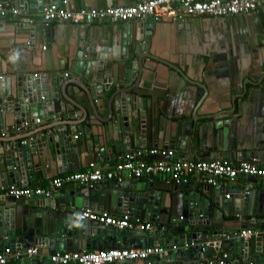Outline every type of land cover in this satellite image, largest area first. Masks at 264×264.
I'll list each match as a JSON object with an SVG mask.
<instances>
[{
  "label": "crops",
  "instance_id": "1",
  "mask_svg": "<svg viewBox=\"0 0 264 264\" xmlns=\"http://www.w3.org/2000/svg\"><path fill=\"white\" fill-rule=\"evenodd\" d=\"M139 1L141 0H64V2L61 0H0L22 9L18 17L0 18V102H5L8 85L15 93L19 80L30 82L31 77L37 74L40 92L45 93V88L49 87L52 99H56V104L65 109V112L59 111L53 116H48L41 109L39 115L41 122H31L25 131L13 128L16 126L14 113H7L4 122L0 120V185L25 180L28 186L49 187L54 177L83 170L92 161H96L104 168H111L121 156L129 153L127 150L118 153L115 145L111 143L112 132H104L103 127L108 124L106 120L110 118L113 97L119 91L131 89L132 87L128 85L132 81L130 79L128 82L120 81L118 76H115L114 82H108L102 94L86 74V63L92 53L91 48L100 50L101 41H104L109 34L118 32L123 26L128 25L141 29L143 38L138 46L139 51L142 52L141 55L150 53L162 60L148 58L149 65L158 66L161 72L159 79L169 83L168 94L171 100L167 111H169L170 119L167 120L170 129L175 131L179 123L183 121L188 122V126L194 116L198 119V127L203 123L208 125L204 133L203 147L195 152V156L173 150L174 155L171 156L149 154L144 158L148 161L157 159L173 161L180 157L220 158L218 155L221 152L215 146V130L218 129V124L227 123L231 134L230 143L236 148V154L234 158H228L226 156L228 152H225L224 158L231 159L235 163L254 161L264 166V0H260L258 11L252 14L235 15V17L185 15L178 19L166 17L154 21L153 28L149 31L146 30L145 23L153 20L150 17L139 21H97L92 24L63 21H52L47 24L43 19L44 7L50 3H57L62 8L76 11L81 8L101 9L111 5L129 6ZM148 35L150 37L146 39ZM78 54L84 57L81 59L84 63L83 67L78 66ZM46 76L49 78H45ZM206 96V102L200 105ZM67 123L77 124L78 131L83 132L87 149H83L81 154L72 155L63 162L53 160L51 155H48L45 145L39 147V143H35L31 151L34 174L29 175L25 170L17 180L16 166L9 167L12 160L7 152L8 148L17 142L15 138L25 136L22 143L25 144V141L30 143L34 141L32 135L38 133L47 136L49 131L56 128L48 129L50 126ZM219 131L221 136L218 144H222L223 131L222 129ZM155 147L158 146H146L142 149ZM22 164L24 166V162ZM23 168L25 169V166ZM140 180H158L162 186L166 187L163 203L164 207L172 209V215L183 218L189 214L185 194L192 191L188 186H191L194 179L188 183H177L169 182L160 175H152L140 177ZM113 182V180H104L101 183L107 186L105 190H108L107 188L112 190ZM243 185L260 191V194H256L248 206L244 205L243 209L250 211L248 215H229L223 208H219L216 205V198L219 195L214 187L211 192L212 197L210 196L212 202L209 208L210 216L215 222L221 223L223 221L220 219L223 215L227 225L234 230L231 233L233 238L239 229L241 232L244 229H250L256 234L264 232V180L240 175L235 180L221 185L223 191L220 199H229L227 194L232 195L237 187ZM85 186L76 182L66 183L62 188L54 190L50 199L62 211L72 212L75 209L93 207L113 215H121L115 214L117 210L110 206L107 197L96 196V193L88 197L82 196V189ZM7 196L0 187V204L13 206L15 220L13 225L19 236L25 235L39 240L45 237L41 235V231L45 224H48L51 207L30 205L33 199L15 201ZM96 197L99 199L97 200ZM239 206H243L242 202ZM166 217L164 215L162 218ZM227 219L238 220L233 223L227 222ZM261 219L263 220L259 222ZM81 222L80 228L84 230V233L87 232V236H92L96 241L107 245L103 249L148 246L145 244L156 238L149 235L147 230L136 229L138 233H118L116 236H121L122 240L109 242L106 238L109 235L102 233L92 235L91 233V230L102 228L101 223L90 219ZM241 225H247V227H241ZM3 228V223L0 221V250L5 248L2 242ZM154 230L155 227L151 231ZM73 237V242L70 239L65 241L64 248L62 243L57 249L55 239L49 244H36L35 247L39 249L38 254L44 259H51L52 254L63 250L100 249L88 248V242L83 239L84 236L73 235ZM64 238L65 236L62 239ZM154 244L159 242L155 240ZM236 246L232 243L231 247L226 248L232 264H248L250 261H254L255 264H264V250L256 251L254 248L253 253L242 255ZM185 251H188V246L178 244L177 250H171V261L176 264L192 263V257H196V253L193 256L172 257L176 252ZM222 251H224L223 246L219 251L212 249L211 255L213 258H218ZM15 252L10 255L9 264H17ZM31 254H34V257L39 256L36 255L37 253ZM256 255L260 256L261 262L257 263ZM43 258L40 257L39 260ZM125 264L148 263L143 260H133Z\"/></svg>",
  "mask_w": 264,
  "mask_h": 264
},
{
  "label": "water",
  "instance_id": "2",
  "mask_svg": "<svg viewBox=\"0 0 264 264\" xmlns=\"http://www.w3.org/2000/svg\"><path fill=\"white\" fill-rule=\"evenodd\" d=\"M61 1L64 2V0ZM153 24L154 20L147 21L145 23L146 30H151ZM149 37V35L146 36V39H149ZM142 38L141 29L128 25L123 26L118 32L109 34L104 41H101L102 48L100 50L91 48L92 53L89 55L88 63H86V74L96 84L100 93H104L108 82H114L115 76H118L120 81L125 80L128 82L129 79L132 81L128 85L132 87L131 89L119 91L113 97L110 118L106 120L108 124L103 127V131L106 133L112 132L111 143L115 145L118 153L123 150L133 152L146 148V146H158L160 148L164 147L187 152L195 156V152H198L203 147L204 133L208 125L203 123L198 127V119L194 116L189 121L188 126V122L183 121L179 123L175 131L170 129L168 126L169 121L167 120L170 119L169 111H167L171 100L168 94L169 83L159 79L161 72L158 66L149 65L148 58L156 61L162 60L150 53L141 55L142 52L139 51L138 46L142 42ZM78 58V66L83 67L84 63L81 59L84 57L82 54H78ZM175 68L179 70L176 66ZM37 77L33 75L30 82L25 80L21 82L19 80L15 93L12 92L11 86L8 85L9 88L5 92V95L7 94L5 102H0V120L4 122L7 113H14L16 126L25 131L23 123L25 121L36 122L41 109L48 116H53L54 113L59 111L65 112L63 106L59 107L56 104V99H52L49 87L46 86L45 93L40 92ZM183 77H185L184 74ZM45 78L48 79L49 77L46 76ZM206 99L207 96L204 97L200 105L205 103ZM54 127L56 128L53 129ZM217 127L218 129L215 130V146L221 152L218 156L223 159L225 152H228L226 156L234 158L236 148L232 147L230 143L229 124H218ZM48 129L53 130L49 131L47 136H42L38 133L35 135L31 134L34 137V141L36 139L35 142L31 141L23 144L22 140L25 136H20L15 138L17 142L8 148L7 152L11 155L12 160V162L8 161L11 163L9 167L16 166L17 180L24 174L25 170H27L26 172L29 175L34 174V166L31 163L33 159L31 151H33L32 145L35 143H39V147L45 145L48 155L50 154L53 160H62L63 162L71 158L72 155L81 154L82 150L88 147L85 144L86 141L83 134L79 139L75 138V135L79 133L77 124H57L50 126ZM220 129L223 131V145L218 144V139L221 136ZM23 162L25 169L23 168ZM113 181V184H111L112 190H109V188L105 190L107 186L105 187L101 182L85 186L82 189V196L88 197L96 193V196L108 198L107 202L112 208L117 210L115 214L129 213L131 216L139 217L144 221H152L155 230L147 231L149 235L156 237L155 240L159 244L167 246L183 244L188 246V251L176 252L172 257L193 256L196 253V257H192V263L188 264H199L204 256L213 258L211 255L212 249L219 251L221 246H223L224 251H222L220 257H223L227 252L226 248L231 247L232 243L234 246L237 245L236 248H239V253L242 255L253 253L254 248L256 251L264 250L263 231L254 234L250 238H245L241 235V229H239L233 238L231 233L234 230L227 225L223 215L222 219H220V221H223L221 223L215 222L210 216L209 208L212 203L210 196L212 197L213 187L218 191L219 197L216 198V205L219 208H223L229 215L250 214L248 209H243L244 205L248 206L254 196L260 194L259 190L255 191L251 186H239L230 195L231 198L222 200L220 199V194L223 191L222 186H212L194 181L190 187L188 186L192 191L185 194V203L188 204L190 211L187 216L182 218L172 215V209L164 207L163 200L167 189L158 180L142 181L140 178H134L125 182ZM7 197L15 201L33 199L30 205L51 207L49 211L50 219L47 220L48 224H45L41 231V235L43 234L45 237L39 240L35 237H26L25 235L19 236L16 227L13 225L15 222L13 219V206L0 204V221H2L4 226V239H2V242L5 247H11L14 251L21 252V255L17 257V264H56L51 259H44L38 253L36 255L39 256L34 257V254L28 253L29 247H35L36 244H49L50 241L55 239L56 248L59 249L62 243L64 248L66 240L74 241L73 235L84 236L83 239L88 242V248L103 249L107 246L93 239L94 237L87 236V232L84 233V230L80 228L82 227V220L75 218L72 214L73 211H62V209L57 208L56 204L51 201V197L36 196L19 199L13 196ZM99 197H96L97 200ZM43 198L47 200H39ZM241 202L243 206H239ZM253 213L255 212L253 211ZM164 215L167 217L162 218ZM237 220L227 219V222L234 223ZM262 220H259V222ZM101 225L102 228L91 230V233L92 235H98V233L109 235L106 237L109 242L122 240L121 236H116L118 233H138L136 229L121 230L107 226L104 223H101ZM245 226L247 227V225H241V227ZM88 235L90 234L88 233ZM63 236H65L64 239H62ZM26 238L27 243H25ZM155 240L144 244L152 245ZM40 257L43 260H39ZM130 261H124L122 264ZM256 261L257 263L261 262L259 255H256Z\"/></svg>",
  "mask_w": 264,
  "mask_h": 264
},
{
  "label": "built area",
  "instance_id": "3",
  "mask_svg": "<svg viewBox=\"0 0 264 264\" xmlns=\"http://www.w3.org/2000/svg\"><path fill=\"white\" fill-rule=\"evenodd\" d=\"M260 0H141L133 5H111L101 9L81 8L70 11L62 8L57 3H50L44 7L43 19L47 24L52 21L72 22L75 24H92L97 21H139L152 18L154 21L163 18L178 19L185 15L191 16H215L229 17L242 14H252L258 11ZM22 13L20 7L12 6L9 2H0L1 17H18ZM30 21H33L30 19ZM66 75H69L66 73ZM36 76H38L36 74ZM36 122H41L38 118ZM30 122L25 121L23 128H28ZM16 130L20 127L14 126ZM82 131L75 135L79 139ZM3 135L5 133L3 132ZM27 143V141H25ZM171 156L172 149L155 147L140 149L126 153L111 168H104L96 161L90 162L87 168L64 176L54 177L49 187L28 186L25 180L17 183L1 184L0 187L8 196L17 199L39 197H51L54 190L62 188L64 184L76 182L81 185H93L104 180H116L125 182L143 176L160 175L169 182L188 183L191 179L199 183L212 186H221L235 180L240 175L251 176L264 180V166L254 161H240L235 163L231 159H190L180 157L173 161L157 159L148 161L145 155ZM230 197V194H227ZM75 218L81 220H96L107 226L117 229H143L151 231L153 223L146 222L139 217H133L129 213L120 216L98 210L93 207L75 209L72 213ZM255 231L244 229L241 235L250 238ZM208 245V244H207ZM177 250V245L172 247L163 244L148 246L111 247L99 250H71L58 251L51 255L52 262L56 264H121L127 260H143L148 264H176L171 261V250ZM37 247H31L28 253H38ZM14 254L11 247L0 250V264H9L10 255ZM21 255L20 251L15 252ZM229 253L223 257H205L199 264H232ZM248 264H255L250 261Z\"/></svg>",
  "mask_w": 264,
  "mask_h": 264
}]
</instances>
